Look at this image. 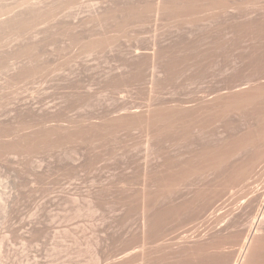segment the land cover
<instances>
[{
    "label": "rangeland",
    "instance_id": "rangeland-1",
    "mask_svg": "<svg viewBox=\"0 0 264 264\" xmlns=\"http://www.w3.org/2000/svg\"><path fill=\"white\" fill-rule=\"evenodd\" d=\"M237 261L264 264V0H0V264Z\"/></svg>",
    "mask_w": 264,
    "mask_h": 264
},
{
    "label": "bare ground",
    "instance_id": "bare-ground-1",
    "mask_svg": "<svg viewBox=\"0 0 264 264\" xmlns=\"http://www.w3.org/2000/svg\"><path fill=\"white\" fill-rule=\"evenodd\" d=\"M249 236H250V234H249ZM247 242H250V241H249V237H247V239H246V241H245V244H246ZM238 261H240V260H238ZM238 261H237L235 264H239V263L241 262V261H240V262H238Z\"/></svg>",
    "mask_w": 264,
    "mask_h": 264
}]
</instances>
